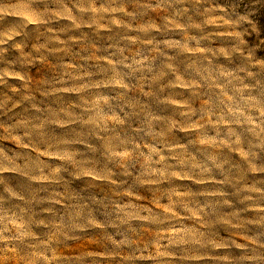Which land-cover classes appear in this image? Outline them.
Listing matches in <instances>:
<instances>
[{
	"label": "clouds",
	"instance_id": "9594fccd",
	"mask_svg": "<svg viewBox=\"0 0 264 264\" xmlns=\"http://www.w3.org/2000/svg\"><path fill=\"white\" fill-rule=\"evenodd\" d=\"M0 264H264V0H0Z\"/></svg>",
	"mask_w": 264,
	"mask_h": 264
}]
</instances>
